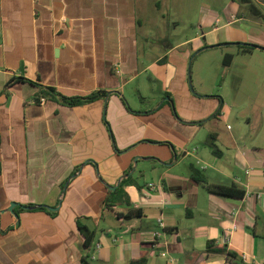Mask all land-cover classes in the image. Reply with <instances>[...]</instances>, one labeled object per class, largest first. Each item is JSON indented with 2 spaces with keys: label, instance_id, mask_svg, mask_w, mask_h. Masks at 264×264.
Wrapping results in <instances>:
<instances>
[{
  "label": "crops",
  "instance_id": "0c3cea01",
  "mask_svg": "<svg viewBox=\"0 0 264 264\" xmlns=\"http://www.w3.org/2000/svg\"><path fill=\"white\" fill-rule=\"evenodd\" d=\"M255 1L264 10V0ZM148 2L0 0V264H82L78 218L96 232L92 264H226L225 255L206 252L209 241L245 264H264V149L235 145L214 158L207 140L224 132L203 134L209 152L194 148L219 103L192 92L188 79L191 56L205 46L264 47V23L243 18L233 28L237 0L230 23L205 19L201 35L181 43L162 37L156 42L164 50L152 54L137 13ZM41 86L67 97L108 94L69 107L40 97ZM137 157L133 184L111 197L108 210V192H116L108 186L118 187ZM191 165L210 183L236 185L245 196L209 194L191 178ZM127 199L140 218L115 215L127 212ZM13 203L59 210L50 211L53 217L16 206V216Z\"/></svg>",
  "mask_w": 264,
  "mask_h": 264
},
{
  "label": "rangeland",
  "instance_id": "374dc122",
  "mask_svg": "<svg viewBox=\"0 0 264 264\" xmlns=\"http://www.w3.org/2000/svg\"><path fill=\"white\" fill-rule=\"evenodd\" d=\"M191 1L193 5L190 9L185 8L181 0H151L142 6L137 5L138 18L144 22L139 33L151 36L152 54L164 50V47L156 42L162 37L181 43L187 38L201 35L205 19L206 25L220 17H225L226 22L230 23L228 12L234 1L237 2V0ZM236 19V22L231 24L233 28L245 22L238 17ZM202 41L201 39L200 42ZM226 54L235 56L230 66L224 65ZM189 85L196 95L207 94L218 100L219 107L223 104L221 115L205 123L202 135L198 138L199 142L194 148L209 152L210 147L207 144H200L203 141V134L224 132L220 136L223 138L216 140V144L225 154L228 150H234L235 145L242 151L264 149V51L256 49L252 54H239L235 45L203 51L192 62ZM160 88L159 83L151 90L153 105L159 99ZM134 105L138 107V104ZM140 106L144 107L143 104ZM229 133L234 136V142L228 137ZM209 141L210 136L207 143ZM211 155L218 158L213 153ZM225 162L232 169L239 171L233 159L227 157Z\"/></svg>",
  "mask_w": 264,
  "mask_h": 264
},
{
  "label": "trees",
  "instance_id": "16d2710c",
  "mask_svg": "<svg viewBox=\"0 0 264 264\" xmlns=\"http://www.w3.org/2000/svg\"><path fill=\"white\" fill-rule=\"evenodd\" d=\"M238 2L241 6V12L239 13L238 18H241V19L250 18L252 20L264 23V10L256 3L255 0H238ZM235 46L238 48V53L244 54V55L245 54H251V53H253L254 50L258 49L256 44H254V46H250V45H244V46L235 45ZM260 50L264 51V47L261 46ZM234 58H235V56L233 54H226L224 57V65L230 66L233 63ZM107 94L108 93H106L104 91H97V92H94V93L87 95V96L67 97V96L57 92L52 87H42V86L40 87V97L57 100V102H59L63 105L69 106V107H75V106H80V105H84L87 103L94 102L97 99H100L102 97L107 96ZM222 105L223 104L220 105L215 117H218L221 114L222 108H223ZM173 112H174L175 116L177 118H179L175 109H173ZM199 123L201 124L202 122H199ZM111 138L113 140V144L115 146V149H117L113 135H111ZM216 140H217L216 134H211L209 144L212 147V153L214 155L220 156L222 154V151L217 146ZM158 143L170 145L173 152L175 153V150H174V147L172 144H170L168 142H158ZM132 169H133V167L131 166L128 170L129 173L132 171ZM190 169H191V178L193 179V181L195 183H197L198 185H200L201 187H203L204 189H206L207 192L211 195H214L217 197H222V198H228V199H242L246 194L244 190L239 189L236 185L223 186V185H216V184L210 183L208 181V178H207L204 170L199 169L195 165H191ZM132 177L133 176L130 175L126 179L122 180V182L119 184V186L115 190L116 192H108V196L105 199V207L108 210L113 211L114 201L111 199V197L114 194H117L118 191H120V189L122 190L126 186L132 185L133 184ZM125 204H126V207L128 208L127 212L125 214H118L115 212L116 213L115 215L118 218L130 220V219H134V218H140L142 216V211L140 209L131 208V203L128 199L125 200ZM17 206L19 207V211L23 210V209L26 210L27 207H29V206H22V205H17ZM30 207H32V206H30ZM38 209L47 211L53 217L56 215V213L50 212L43 207L38 208ZM13 213L16 216H19L20 212H13ZM85 219L86 218H84V219L78 218L76 221L79 234L83 240L84 254L82 256L81 263L82 264H92L91 260H92V252H93V248H94L96 232L94 230H91L84 223ZM206 252L207 253H219V254L225 255L226 264H245L243 262L242 258L239 257L238 254L230 252L226 249L217 248L214 246V242H212V241L208 242ZM145 263H146V260L142 259L141 261L132 262L131 264H145Z\"/></svg>",
  "mask_w": 264,
  "mask_h": 264
},
{
  "label": "water",
  "instance_id": "95a60500",
  "mask_svg": "<svg viewBox=\"0 0 264 264\" xmlns=\"http://www.w3.org/2000/svg\"><path fill=\"white\" fill-rule=\"evenodd\" d=\"M234 45H242V46H244V45H250V46H254V44H249V43H222V44H217V45H213V46H205V47L199 49V50L196 51V52L191 56V58H190V61H189V67H188V77H189V79H190V72H191V65H192V62H193V60L195 59V57H196L198 54H200V53H202L203 51H206V50H208V49H211V48H218V47H225V46H234ZM257 47H258V49H261V46H260V45H257ZM190 88H191V87H190ZM192 92H193V91H192ZM139 159H142V158H141V157H137V158H135V160H134V167H133L132 171H131L128 175H126L125 177H128V176H130V175L133 173V171L135 170V168H136V166H137V163H138V160H139ZM174 161H176V158H175ZM120 183H121V181L118 183V186H119ZM67 186H68V183L65 185L64 190H63V193H65V191H66V189H67ZM108 188H109V190H111V191H115V190L117 189V186H116V187L108 186ZM17 205H19V204L13 203V204L11 205V207L9 208V210H10L11 212H13V211H14V208H15ZM60 205H61V202H60ZM41 207H43V208H45V209H47V210H49V211H58V210H59V207H57V208H52V207L47 206V205H36V206H32V207H27V209H28V210H29V209H38V208H41Z\"/></svg>",
  "mask_w": 264,
  "mask_h": 264
},
{
  "label": "built area",
  "instance_id": "2783aa9c",
  "mask_svg": "<svg viewBox=\"0 0 264 264\" xmlns=\"http://www.w3.org/2000/svg\"><path fill=\"white\" fill-rule=\"evenodd\" d=\"M156 235H159V234L156 233Z\"/></svg>",
  "mask_w": 264,
  "mask_h": 264
}]
</instances>
